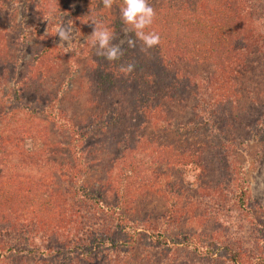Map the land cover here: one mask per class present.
<instances>
[{
  "label": "rangeland",
  "instance_id": "1",
  "mask_svg": "<svg viewBox=\"0 0 264 264\" xmlns=\"http://www.w3.org/2000/svg\"><path fill=\"white\" fill-rule=\"evenodd\" d=\"M248 1L264 14V0ZM45 2L0 0V176L16 173L47 180L59 197L68 199L63 204L67 228L49 229L34 222L37 237L31 241L27 240L30 234L0 231V241L6 247H34L32 253L6 249L7 258H0V264H228L219 256L205 255L203 243L212 239L219 246L228 244L264 257V155L258 162L255 158L263 141L251 138L253 132L264 130V18L248 21L249 39L245 41L252 43L257 59L252 62L253 68L247 67V80L240 86L234 114L220 113L218 108L219 115H215L202 101L194 111L196 115H178V121L157 123L173 134L180 132L179 124L186 125L190 118L207 116L219 127L223 120L235 124L238 130L232 126L227 131L236 141L229 151L230 175L236 183L239 165L243 166L252 208L249 214L236 203L235 184L221 187L220 192L201 188V168L195 164L173 165L152 150L122 140L120 131L109 125L112 107L86 104L85 66L89 55L96 52L91 42L94 25L80 22L81 26L78 18L66 12L56 14ZM103 24L110 29L109 22ZM60 25L72 27L73 48L66 52L69 56L58 60L56 69L44 72L35 52L47 41L66 51L67 43L60 45L56 35ZM126 38L123 32L113 43ZM213 69L202 63L193 66L191 72L198 74L202 83L200 98L214 103V83L210 85L208 78ZM223 104L224 109L226 100ZM235 116H239L237 121ZM72 124L78 134L72 131ZM196 128V133L183 128L180 134H207L203 127ZM81 132L90 134L79 140ZM78 150L90 168L79 167ZM130 162L138 164L139 173L129 178L125 190H118L116 179L123 174L122 165ZM87 189L95 195L99 209L89 199L85 201ZM116 213L125 215L137 232L117 229ZM188 237L193 240L186 244ZM160 239H167V244L159 246ZM51 244L53 251L48 252ZM64 248H71V254Z\"/></svg>",
  "mask_w": 264,
  "mask_h": 264
},
{
  "label": "trees",
  "instance_id": "2",
  "mask_svg": "<svg viewBox=\"0 0 264 264\" xmlns=\"http://www.w3.org/2000/svg\"><path fill=\"white\" fill-rule=\"evenodd\" d=\"M148 2L156 15L152 25L146 28L145 32L159 34V45L142 50L144 47L142 42L134 33L129 32L127 36L136 40V46L130 48L125 43L122 48L124 55L120 60L110 62L97 56L96 52L89 55L85 66L88 81L86 104L91 105L93 102L99 106L110 105L112 114L109 125L120 131L122 140H130L135 146L152 150L162 160L165 159L173 165L195 164L201 168L203 175L200 179L201 188L216 189L220 192L221 187L235 184L236 203L241 210L250 214L252 208L246 190L243 166L239 165L236 183L234 176L230 175L232 161L229 151L236 146V141L234 136L227 134V131L232 126L234 130H238L234 127L235 124L223 120L219 127L207 116L201 119L190 118L186 125L183 122L179 124L180 132L173 134L169 128L159 127L157 123L160 121L171 123L176 118L178 121V115H196L194 111L199 108L202 101L210 112L214 113L219 108L220 113L232 111L234 114L240 86L247 80L245 76L247 67L253 68L252 62H256L257 59L252 43L248 45L245 41L249 39L246 31L249 27L248 21L252 17H255L256 21L261 20L264 14H260L258 6L255 3L250 5L248 0H148ZM45 4L56 14L69 13L84 25L97 21L105 26L103 23L109 22L111 26L110 29L108 26L107 28L114 36L122 34L128 27L121 21L120 8L123 6V0H115L110 9L104 7L101 0H46ZM25 5H28L27 1ZM99 15H102L104 20H101ZM81 23L79 25L83 26ZM2 30L0 28V33ZM1 44L0 42V46ZM66 55L65 49L55 45L53 41H47L35 52L37 62L43 64L44 72L56 69L59 65L58 60ZM71 58L74 56L71 55ZM129 63L135 65L134 71L125 73L121 70L122 66ZM202 63L214 68L208 77L209 84L214 83L212 88L208 84L215 93L214 103L205 97L200 98L199 87L202 83L199 82L198 74L193 75L191 72L193 66ZM48 64L51 68H46ZM40 75L41 73L38 74ZM79 93L82 95V90ZM17 97L19 99V94ZM225 100L228 105L225 104L226 107L223 109ZM118 104L122 107L121 113ZM241 106L242 104L238 105ZM216 113L215 115H219ZM237 115H240V111ZM238 118L239 116H235V121ZM195 126L203 127L207 134L192 137L180 134L184 129L196 133L198 128ZM71 129L75 134L79 133L73 124ZM81 133L83 135L77 136L79 140L90 134ZM251 138L263 141L259 153L255 156L258 162L264 155V130L253 132ZM76 154L79 167L90 168V163L83 162L82 151L78 150ZM122 166L123 174L116 179L118 190L120 188L125 190L130 185L129 178L139 173L138 164L135 162ZM217 172L221 176H218ZM45 181L47 180H37L35 177L16 173L0 176V231L30 234L27 240L31 241L37 237V231L32 228L34 222H39L49 229L67 228L66 209L63 204L68 199L59 197L58 190ZM84 192L87 195L85 201L89 199L99 209L95 195H90L88 189ZM106 209L114 212L111 207ZM117 222L116 228L121 232L130 229L135 234L138 230L120 213L117 214ZM262 227L264 232V223ZM190 240H193L192 237H188L184 243L188 244L187 241ZM214 241L212 239L209 243H203L205 255L208 257L219 256L228 264H264V257L255 251H247L228 244L219 246V243ZM166 244L167 239H160L159 246ZM33 248L11 244L6 247V244L0 241V258L4 257V260L7 258L6 249L32 253ZM84 248L86 249V246L83 250ZM195 250L199 251L198 245ZM52 251L51 244L48 252ZM63 251L69 254L72 249L64 248Z\"/></svg>",
  "mask_w": 264,
  "mask_h": 264
},
{
  "label": "clouds",
  "instance_id": "3",
  "mask_svg": "<svg viewBox=\"0 0 264 264\" xmlns=\"http://www.w3.org/2000/svg\"><path fill=\"white\" fill-rule=\"evenodd\" d=\"M115 0H101L106 8H112ZM121 21L127 25L124 29L126 40H120L119 43H113L115 36L106 26L97 21H93V31L91 33V42L96 48V55L103 57L107 61L120 60L124 55L122 45L127 43L128 47L136 46V40L127 36L129 32L134 33L135 37L143 44L142 50L151 49L160 43V36L155 32H145V29L152 25L156 12L149 4L148 0H123V6L120 8ZM56 35L59 37V44L67 43V51L73 48V29L69 25H60L56 29ZM135 65L132 63L122 66V71L131 73Z\"/></svg>",
  "mask_w": 264,
  "mask_h": 264
}]
</instances>
